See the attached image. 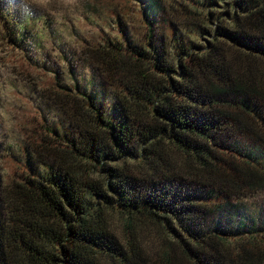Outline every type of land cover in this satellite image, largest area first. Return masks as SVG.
<instances>
[{
  "label": "trees",
  "instance_id": "1",
  "mask_svg": "<svg viewBox=\"0 0 264 264\" xmlns=\"http://www.w3.org/2000/svg\"><path fill=\"white\" fill-rule=\"evenodd\" d=\"M121 1L115 32L71 53L110 99L54 46L60 113L39 109L8 154L21 171L0 179V264H264V205L245 203L264 192V0ZM9 4L0 41L48 69Z\"/></svg>",
  "mask_w": 264,
  "mask_h": 264
},
{
  "label": "rangeland",
  "instance_id": "2",
  "mask_svg": "<svg viewBox=\"0 0 264 264\" xmlns=\"http://www.w3.org/2000/svg\"><path fill=\"white\" fill-rule=\"evenodd\" d=\"M117 1L9 0V6L19 10L21 13L19 18L28 22L30 29L33 30L34 38L29 45L28 55L37 63L43 62L48 69L29 63L22 57V50L7 46L0 41V179L2 181H8L20 174L19 164L10 159L8 154L18 158L20 145L26 142V139H35L41 115L39 109L50 120L56 119L55 114L60 113L53 102L46 98L53 84L52 70L61 71L53 51L55 45L59 44L64 49L67 62L78 79L84 75L93 76L95 85L100 92L102 91L101 94L106 99H110V93L101 75L86 63L79 52L75 55L71 53L74 46L76 48L80 46L79 39L90 36L100 38L103 34L115 32L112 31L113 26H116L112 9L116 8L122 12L123 8L126 9L128 6L124 1L115 5ZM245 203L264 205V192L249 198ZM1 210H4L2 219L5 222L8 218L0 202V212ZM111 217L114 232L119 237H124L123 218L116 213ZM144 232L143 239H146L147 245L151 244V241L155 242L156 233L150 229ZM15 261V264H30L18 254Z\"/></svg>",
  "mask_w": 264,
  "mask_h": 264
}]
</instances>
